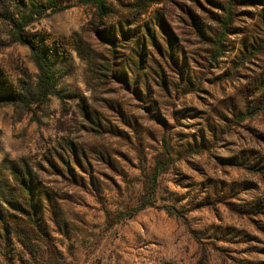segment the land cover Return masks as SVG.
<instances>
[{"label": "rangeland", "instance_id": "1", "mask_svg": "<svg viewBox=\"0 0 264 264\" xmlns=\"http://www.w3.org/2000/svg\"><path fill=\"white\" fill-rule=\"evenodd\" d=\"M117 1L108 21L113 28L122 17L136 18L132 8L136 0ZM195 6L198 3L189 0H154L142 18L154 25L158 19L163 21L184 54L188 70L170 69L175 79L191 73L197 78L193 95L186 97L180 90L170 97H155V107L148 94L140 93L139 85L126 82L120 73L129 58L139 57L125 41L115 49L101 42L92 7L76 4L39 19L28 29L58 44L60 54L52 56L60 85L57 97L29 111L0 107V202L2 194H10L15 187V169L24 163L36 167L42 187L66 199L59 206L65 219H78L67 230L52 233L64 264H264V171L252 166L264 156V113L239 126L220 122L217 144L211 143L201 156L185 157L161 176L155 207L112 228L106 224L105 210L125 212L139 205L165 121L170 120L169 128L185 142L191 132L203 127L213 109L224 116L229 105L241 111L245 98L252 99L253 88H260L264 80V58L233 80L220 77L249 34L251 21H239L240 34L233 37L227 58L212 68L206 66L205 50L189 26L187 12ZM138 27L131 29L133 35L141 33ZM77 35L93 52L90 62L74 49ZM102 55L121 65L113 80L94 69V64H103ZM155 59L160 63V55ZM0 74L4 91L21 80L34 83L37 76L29 48L11 42L3 21ZM151 86L157 90L154 83ZM177 112L174 121L172 114ZM75 160L85 172L75 167L70 176L65 166H75ZM205 198L206 208L188 211L195 200ZM165 205L186 211L187 221L169 216ZM37 246L40 255L33 260L16 241L8 242V261L0 256V264H45L46 247Z\"/></svg>", "mask_w": 264, "mask_h": 264}, {"label": "trees", "instance_id": "2", "mask_svg": "<svg viewBox=\"0 0 264 264\" xmlns=\"http://www.w3.org/2000/svg\"><path fill=\"white\" fill-rule=\"evenodd\" d=\"M117 0H0V21L9 28V37L12 43L28 47L31 53L37 76L34 83L30 80L19 81L17 86L10 84L4 91L0 88V107L11 106L31 110L33 106L47 104L52 97L58 96L60 85L57 71L55 69L54 52H58V44L55 46L50 38L41 33H30L28 29L39 19L56 11H62L74 7L76 4L90 6L94 9V19L97 21V37L105 45L112 48L118 47V43L125 41L132 54L139 57L136 60L128 59L120 73L126 82L136 86L139 85L141 94H148V99L158 105L155 97H170L173 93L182 90L184 96L189 97L195 93V74H183L175 79L171 70L187 69L184 54L172 42L171 36L158 19V24L144 21L143 16L148 14L154 0H136L133 11L136 13L134 20L120 18V24L113 28L108 26V21L116 11ZM198 3L193 10L187 12L190 23L191 35L198 45L205 50L206 66L212 68L227 58L230 43L233 37L239 35V21H251V30L239 43V48L234 52L235 56L230 62V67L220 77H228L232 80L247 69L249 65L264 58V0H189ZM253 7L254 10H250ZM138 19L141 23L138 24ZM139 26L141 33L132 34L131 29ZM74 49L80 53L84 60L89 61L92 50L86 49L81 36L74 37ZM178 50L180 52H178ZM160 55V63L155 56ZM101 57V56H100ZM103 64H94V69L105 77L113 80L118 77V62L111 63L108 56L102 55ZM90 62V61H89ZM129 75L131 76L128 79ZM1 76V74H0ZM1 78V77H0ZM133 80V81H132ZM157 87L152 90L151 83ZM260 88H253L251 98H245L244 108L237 111L235 105L224 108L226 116L222 112L213 109L206 118L202 128L191 132L185 142L178 140V135L169 128L170 120L163 123L165 130L157 140L159 151L153 156L150 172L145 180L144 194L139 205L129 208L125 212H111L105 210L106 224L108 228L137 216L148 208L155 207L159 180L162 175L170 171L175 164L187 156H201L208 152L210 144L218 143V128L220 122L239 126L257 115L264 113V80H261ZM0 80V87H1ZM138 91V90H137ZM139 92V91H138ZM143 95V94H142ZM258 99L259 102L253 105ZM240 112V113H239ZM178 112L172 114L175 121ZM106 162V161H104ZM234 163L233 161H230ZM108 163V162H106ZM230 163V164H231ZM233 165V164H231ZM255 171H264V156L258 164L252 165ZM41 167V166H40ZM57 171L58 167L50 164ZM75 167L84 171L83 166L75 160V166L68 163L66 172L71 176ZM39 171L36 167L24 163L21 168L13 171V182L15 187L10 194H2L0 202V256L8 261L10 253L8 242L16 241L27 255L37 260L40 255L37 243H42L48 252L45 264H64L60 258V252L53 242L52 233L56 229L69 227L70 222L78 219L66 220L60 203H65L63 196L55 192H49L42 187L39 180ZM92 184V179H90ZM215 195V194H213ZM202 201V202H201ZM208 199L195 200L188 211H198L207 207ZM163 210L169 216H175L187 221V212L177 209L172 205L163 206ZM264 211V210H262ZM51 215L50 220L46 215ZM61 215L64 217L60 220ZM79 214H77V217ZM52 224H51V223Z\"/></svg>", "mask_w": 264, "mask_h": 264}]
</instances>
